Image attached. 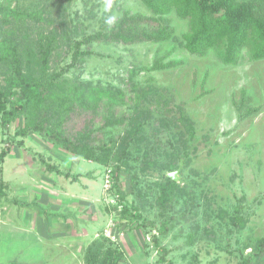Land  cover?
Returning a JSON list of instances; mask_svg holds the SVG:
<instances>
[{
  "label": "rangeland",
  "instance_id": "obj_1",
  "mask_svg": "<svg viewBox=\"0 0 264 264\" xmlns=\"http://www.w3.org/2000/svg\"><path fill=\"white\" fill-rule=\"evenodd\" d=\"M0 3L21 12L44 11L51 20L48 30L58 31L64 39H80L99 30L109 0H0ZM123 11L151 15L141 0H120L116 20ZM169 18L173 29L171 40L129 47L94 45V55L87 59L84 67L65 76L70 80L92 83L89 92L82 89L90 102L111 98L107 92L114 87L126 89L130 79L140 94L154 87L169 99L168 110L162 108L153 116L155 120L163 119L170 129L157 125L162 133L159 135L160 143L152 141L150 147L142 148L140 153L135 151V146L131 148L132 157L138 158L136 161L130 159L128 167L132 169L131 173L124 167L120 180L126 203L137 207L142 216L141 220L133 223V228L140 229L144 236L148 264H241L242 258L264 238V59H252L250 43L240 51L234 65L223 63V50L218 48L210 50L205 57L192 56L186 51L183 39L190 30L189 20L179 18L176 13ZM160 59L165 62L174 60L181 65L154 71L152 68ZM62 66L59 65L60 68ZM54 70L59 68L55 66ZM2 81L0 79L4 85ZM77 87L74 85L72 91H77ZM243 90L252 98L250 106L261 107V111L241 120L237 105ZM178 107H183L195 123L196 136L187 143L189 135L174 120L179 117ZM24 124L25 119L20 118L9 130L0 129V151L14 146L12 155L22 150L24 155H29L32 164L43 167L45 171L58 174L49 171L47 165L59 168L63 173L58 174L62 178L61 185L65 182L69 161H76L73 174L83 176L68 186L78 196L90 194V201H81L82 206L88 209L87 214H93L92 208L96 205L94 214H110V221L115 219L116 215H113L116 213L107 208L108 203L103 199L104 177L109 167L68 154L38 135L25 138L23 146L18 144L22 140L19 137L11 146L9 138ZM106 130L108 134L110 129ZM150 131L153 127L148 128ZM113 133L117 135L118 132L112 130L110 134ZM109 137L105 136L106 141ZM147 155L159 165L143 171L142 166L150 160ZM173 160L179 163V168L173 172L179 170L176 177L180 191L172 210L161 219L157 205L160 191L155 183L164 181L172 173L161 166ZM13 162L8 158L4 169L10 168ZM47 175V181H56L55 175ZM136 181L138 184L132 188L131 184ZM9 196L22 197L16 190ZM111 198L110 201H114ZM28 207L21 211L16 209V212L37 214V211L47 210L51 213L49 204L42 200ZM237 216L242 218L241 224L237 222ZM164 224L168 225L167 233H162ZM111 231L114 232L113 229ZM155 233H158L161 246L168 251L166 263L160 261L163 253L152 240Z\"/></svg>",
  "mask_w": 264,
  "mask_h": 264
},
{
  "label": "trees",
  "instance_id": "obj_2",
  "mask_svg": "<svg viewBox=\"0 0 264 264\" xmlns=\"http://www.w3.org/2000/svg\"><path fill=\"white\" fill-rule=\"evenodd\" d=\"M141 2L151 15L123 11L122 16L116 20L115 13L119 9L120 0H109L99 30L85 34L80 39H64L58 31L48 30L51 20L44 15V11L21 12L0 3V79L4 83H0V129L9 130L15 122L24 118L25 124L18 127L16 133L9 138L11 146L19 137L22 140L18 144L23 146L25 138L38 135L68 154L103 167L112 166V194L119 195V199L118 204L107 208L116 213L117 225L131 228L142 216L137 207L125 201L120 184L122 169L125 167L131 173L128 163L130 159L136 161L138 158L132 157L133 146L140 153L142 148L150 147L152 141L156 144L161 142L159 135L162 133L156 128L157 125L170 129V125L163 119L155 120L153 116L154 112L162 108L168 110L169 99L154 87L140 94L130 79L126 89L114 87L110 90L113 94L107 90L111 98L90 102L86 100L82 89L88 91L92 83H83L80 79L70 80L65 75L71 71L79 72L84 67L87 59L94 55V45L116 44L129 47L161 44L171 40L173 29L169 16L172 13L189 20L190 30L183 39L184 47L190 55L205 57L210 50L218 48L223 50V63L234 65L240 51L250 43L252 59H264V0ZM60 64L63 65L61 68ZM180 65L181 62H165L160 59L152 69L164 71ZM55 66L59 70H54ZM133 72L136 73L137 70L134 69ZM74 85H78L77 91H72ZM250 101L252 102V98L243 90L241 101L237 105L241 120L256 116L261 111V107L250 106ZM177 110L179 117L176 116L174 120L189 135L185 141L187 143L196 136L195 123L183 107H178ZM151 127L153 131L148 132ZM106 129H110L108 134L105 133ZM112 130H116L117 135L110 134ZM106 135L111 137L108 141L105 139ZM13 147L0 151V199L16 206L28 207L29 203L9 199L6 192L10 185L4 180L3 165ZM147 156L150 160L142 166L143 171L159 165L155 159ZM161 167L173 172L179 168V163L173 160ZM47 168L63 174L55 166L47 165ZM64 176L68 177L69 174ZM75 177L79 178L80 175ZM131 179L133 181L134 177ZM137 184L138 181L132 183V188ZM155 186L160 191L157 199L159 216L164 219L176 203L180 188L169 176L164 181L155 183ZM120 206L123 209L120 210ZM237 222L241 224L242 218L237 216ZM162 226V233H167L168 225ZM153 235L155 246L163 253L160 261L166 263L168 251L161 246L158 233ZM253 247L242 258L241 264H264V238ZM124 259V252L103 234L91 243L85 255L86 264H121Z\"/></svg>",
  "mask_w": 264,
  "mask_h": 264
},
{
  "label": "crops",
  "instance_id": "obj_3",
  "mask_svg": "<svg viewBox=\"0 0 264 264\" xmlns=\"http://www.w3.org/2000/svg\"><path fill=\"white\" fill-rule=\"evenodd\" d=\"M51 151L55 152L52 148ZM13 152L14 149L6 160L10 158L14 162L9 165L10 168L4 169V178L10 185L8 198L9 193L16 190L21 199H9L29 204L42 200L49 204L51 213L43 210L37 211V214H19L16 209L21 211L29 207L16 206L0 199V264H86L87 248L104 233L111 221L110 214H94L96 205L92 208L93 214H87L88 209L82 206L81 201H90V194L78 196L68 186L83 176L73 174L77 162L69 161V176L64 178L66 185H61V176L46 170L48 174L43 167L32 164L29 155H24L22 150H17L15 155H12ZM65 155L64 162L67 160ZM45 174L48 177L55 175L56 181H47ZM77 175L80 177L76 178ZM87 189L88 186L85 193ZM114 218L112 220L117 223L116 216ZM127 229L129 233L123 249L120 248L125 255L121 264L150 263L145 260L146 242L141 230Z\"/></svg>",
  "mask_w": 264,
  "mask_h": 264
},
{
  "label": "built area",
  "instance_id": "obj_4",
  "mask_svg": "<svg viewBox=\"0 0 264 264\" xmlns=\"http://www.w3.org/2000/svg\"><path fill=\"white\" fill-rule=\"evenodd\" d=\"M114 187V180H113V170L111 167L106 169L105 177H104V186L103 192L104 196L103 199L107 201L108 206L111 207L112 205L118 204L119 195H113L112 190ZM112 197V198H111ZM110 198L113 199L114 203L110 201ZM123 209V206H120V210ZM114 230V232L111 231ZM127 227L126 225L119 226L117 225L116 221L112 220L111 224L104 230L103 235L106 238H109L115 246L118 248L123 249L126 237H127Z\"/></svg>",
  "mask_w": 264,
  "mask_h": 264
},
{
  "label": "water",
  "instance_id": "obj_5",
  "mask_svg": "<svg viewBox=\"0 0 264 264\" xmlns=\"http://www.w3.org/2000/svg\"><path fill=\"white\" fill-rule=\"evenodd\" d=\"M179 171V170H178ZM177 171V172H178ZM177 172H172V173H170L168 176H169V178H171L172 180H174L175 182H177V177H176V174H177Z\"/></svg>",
  "mask_w": 264,
  "mask_h": 264
},
{
  "label": "clouds",
  "instance_id": "obj_6",
  "mask_svg": "<svg viewBox=\"0 0 264 264\" xmlns=\"http://www.w3.org/2000/svg\"><path fill=\"white\" fill-rule=\"evenodd\" d=\"M108 22H109V23H111V21H110V20H109Z\"/></svg>",
  "mask_w": 264,
  "mask_h": 264
}]
</instances>
